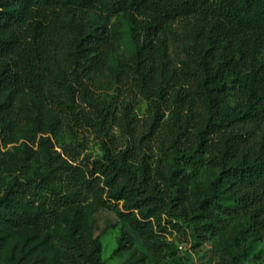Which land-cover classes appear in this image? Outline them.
<instances>
[{
  "label": "trees",
  "instance_id": "16d2710c",
  "mask_svg": "<svg viewBox=\"0 0 264 264\" xmlns=\"http://www.w3.org/2000/svg\"><path fill=\"white\" fill-rule=\"evenodd\" d=\"M119 17L130 24L138 89L155 118L171 113L166 124L171 150L181 153L177 159L192 171L180 182L188 185L204 167L215 170L219 195L204 207L214 216L245 213L250 230L260 234L264 0H0V94L43 102L79 127L93 123L64 98L63 90L94 84L104 72L119 38L109 20ZM173 28L187 42L185 58L178 62L166 40ZM62 54L65 70L60 71ZM9 103L7 97L0 102V146L9 140L10 128L2 116ZM105 122L96 123L106 129L100 160L85 168L55 165L38 181H17L0 199V223L16 229L47 226L58 217V208L79 202L84 194L94 196L92 212L108 209L133 230H149L147 241L154 250L160 244L153 241V221L158 225L168 215L195 222L185 198L174 196L168 186L150 183L147 170L140 176L133 171L129 161L137 144L131 120L126 118L125 124L134 142L119 154ZM223 202H230L232 209ZM213 227H196L198 239L204 240Z\"/></svg>",
  "mask_w": 264,
  "mask_h": 264
},
{
  "label": "rangeland",
  "instance_id": "374dc122",
  "mask_svg": "<svg viewBox=\"0 0 264 264\" xmlns=\"http://www.w3.org/2000/svg\"><path fill=\"white\" fill-rule=\"evenodd\" d=\"M109 21L118 30L119 38L109 53L104 72L94 84L63 90L64 98L93 123L79 127L43 102L28 96L0 94V102L5 97L10 102L2 113L10 131L7 144L0 146V199L17 181H38L55 165L85 168L100 160L106 129L96 123L106 120L104 125L112 137L114 151H126L134 142L126 130L125 119L129 118L137 144L129 161L133 171L140 176L147 170L150 183L158 188L168 186L174 196L185 198V208L195 222L168 215L162 216L160 226L153 221V241L160 244L154 250L147 241L149 230H133L108 209L92 212L89 205L94 196L84 194L79 202L58 208V217L47 226L16 229L0 223V261L91 264L88 259L93 255L92 264H264V231L252 232L247 214L214 216L204 207L219 193L213 183L215 170L204 167L188 185L180 182L192 171L177 159L181 153L176 155L171 150L166 129L171 113H158L155 118L135 82L130 24L121 17ZM178 33L173 28L166 35L176 62L185 58L183 49L187 44L176 36ZM65 59L66 54L59 56L60 71L65 70ZM258 139H264V129ZM223 204L232 209L230 202ZM210 224L214 225L211 232L204 234V240L198 239L195 228ZM124 239H130V243L124 245Z\"/></svg>",
  "mask_w": 264,
  "mask_h": 264
}]
</instances>
